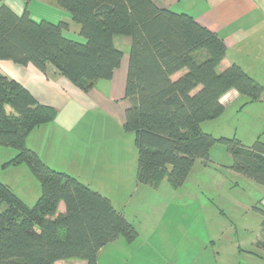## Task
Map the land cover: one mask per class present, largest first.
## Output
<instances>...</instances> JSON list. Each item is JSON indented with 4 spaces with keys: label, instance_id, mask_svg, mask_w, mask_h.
Returning a JSON list of instances; mask_svg holds the SVG:
<instances>
[{
    "label": "trees",
    "instance_id": "obj_1",
    "mask_svg": "<svg viewBox=\"0 0 264 264\" xmlns=\"http://www.w3.org/2000/svg\"><path fill=\"white\" fill-rule=\"evenodd\" d=\"M24 1L21 14L0 3V60L43 71L52 65L84 91L97 80L111 79L120 66L123 52L115 37L130 39L124 90L130 104L122 128L133 135L137 184L156 187L166 178L171 187L181 186L196 160L209 161L211 145L220 142L232 158L227 166L264 186V141L257 138L245 146L201 126L224 111L221 97L228 90L246 102L264 93V85L238 64L218 68L225 44L216 32L191 14L153 0H55L78 26L82 40H76L63 34L65 21L32 19L30 0ZM56 113L0 71V144L15 150L1 165L25 164L40 185L39 196L28 204L0 180V264L67 259L98 264L104 245L120 236L127 242L138 236L106 195L48 164L27 143L28 134L53 121ZM255 208L262 214L256 245L264 251V207Z\"/></svg>",
    "mask_w": 264,
    "mask_h": 264
},
{
    "label": "crops",
    "instance_id": "obj_2",
    "mask_svg": "<svg viewBox=\"0 0 264 264\" xmlns=\"http://www.w3.org/2000/svg\"><path fill=\"white\" fill-rule=\"evenodd\" d=\"M153 2L159 7L191 14L223 39L225 54L219 69L234 62L264 85L260 81L264 79V0ZM0 3L17 14L26 7L24 0H0ZM27 10L34 20L65 21L68 28L63 34L82 40L70 14L59 8L55 0H30ZM114 41L123 52L120 66L111 79L97 80L87 91L61 75L52 65L48 64L43 71L31 64L22 66L0 60L2 73L18 80L40 101L57 109L53 121L30 132L27 143L48 164L71 173L95 190L119 199L127 192L124 199L130 197L128 203L131 206L120 209L136 227L138 236L132 242L120 236L104 245L98 252V264H219L216 255L219 244L215 238L218 232L206 227V203H200L201 211L195 214L194 211L177 212L178 205L185 208L187 203L174 204L175 209L167 219L163 217L165 210L162 213L159 210L161 202L152 203L154 211L150 216L143 210L147 203L143 199L145 193L159 190L161 186L171 191V186L167 187L163 179L156 187L136 183L137 156L134 162L131 153L134 142L132 145L133 139L123 135L125 132L121 128L125 109L130 104L124 94L130 39L116 36ZM240 96L231 89L221 97V102L225 107ZM98 113L109 118L103 130L94 119ZM133 192H139L135 199ZM110 194H107L109 199ZM255 246L257 250L250 251L263 264L260 254L264 255V251L256 243ZM56 264L87 263L81 259H67Z\"/></svg>",
    "mask_w": 264,
    "mask_h": 264
},
{
    "label": "rangeland",
    "instance_id": "obj_3",
    "mask_svg": "<svg viewBox=\"0 0 264 264\" xmlns=\"http://www.w3.org/2000/svg\"><path fill=\"white\" fill-rule=\"evenodd\" d=\"M260 81L264 83V79ZM245 102V96L230 101L218 117L202 122L203 130L213 135L234 136L245 146L251 145L257 138L264 141V93L259 100ZM94 119L103 130L109 118L98 113ZM123 135L133 139L132 133L125 132ZM131 153L135 162L137 153L134 145ZM14 154L13 148L0 144V180L13 188L25 202L33 204L39 196L40 185L29 168L25 164L1 165ZM209 158L207 163L196 160L181 187L171 188L163 178L171 191L161 186L159 190L145 193L143 199L147 203L142 208L150 216L154 211L152 203L161 202L159 210L161 213L165 210L163 217L167 219L175 209L174 204L187 203L185 208L178 205L177 212L194 211L195 214L200 213V206L206 203V227L210 230L215 228L218 232L215 238L219 245L215 249L219 264H255L256 261L261 264L258 256L250 250H257L255 243L262 237V214L255 206L264 207V186L227 166L232 158L223 143L211 145ZM138 193L133 192V199ZM124 198L110 194L117 209L131 206L128 203L130 197Z\"/></svg>",
    "mask_w": 264,
    "mask_h": 264
}]
</instances>
